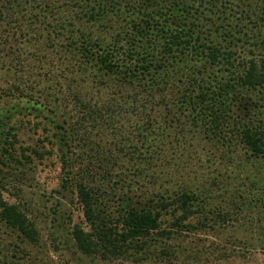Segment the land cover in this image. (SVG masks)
Wrapping results in <instances>:
<instances>
[{
    "label": "rangeland",
    "instance_id": "rangeland-1",
    "mask_svg": "<svg viewBox=\"0 0 264 264\" xmlns=\"http://www.w3.org/2000/svg\"><path fill=\"white\" fill-rule=\"evenodd\" d=\"M29 1V14L0 2V193L40 234L38 244L10 239L9 253L23 259L18 264H264V155L254 156L229 135L235 127L264 128V85H243L248 64L264 61V0H155L149 7L148 0H119L122 12L108 7L99 23L78 20L86 16L81 5L91 9L99 0H52L63 8L56 11ZM173 3L188 10L182 21L170 18ZM157 12V21L177 31L196 21L230 63L193 59L190 89L171 78L160 81L154 100L139 89V101L122 77L100 71L78 49L87 42L107 47L131 34L134 20L145 27L147 14ZM226 84L232 88L223 105L218 101V108L225 106L218 111L225 120L220 135L197 96ZM184 96L185 109L177 103ZM79 184L95 193L114 224L119 200L156 206L179 191L196 196L195 214L178 231L174 217L165 215L162 230L173 235L153 234L144 250L88 257L72 236L75 226L90 230Z\"/></svg>",
    "mask_w": 264,
    "mask_h": 264
},
{
    "label": "trees",
    "instance_id": "trees-1",
    "mask_svg": "<svg viewBox=\"0 0 264 264\" xmlns=\"http://www.w3.org/2000/svg\"><path fill=\"white\" fill-rule=\"evenodd\" d=\"M2 1L6 3L5 9L10 10L15 8L18 11L23 9L22 12L26 14L32 13L33 9L34 12V8L30 5L31 2L29 0H0V2ZM80 1L84 3L91 0ZM32 2L36 3L37 7L42 11L43 9H50L51 11L52 9L55 11L63 9L57 7L52 0H32ZM66 3L65 1L64 4L66 5ZM147 3V7H149V3L154 4L155 0H148ZM122 4L123 2L119 0H99L98 7L92 6L91 9H88L89 5H81L82 9L86 10V16L85 18H78V20L86 19L90 23H99V21H103V17L101 18L100 16L109 13L108 7L111 9L118 8L116 12L121 13ZM67 7L66 5V8H64L65 12L69 11ZM95 8H98V11ZM101 9L102 14L99 12ZM129 9L134 11L133 4L129 5ZM139 10L141 11L140 8ZM132 11H129V13H132ZM168 12L171 13L170 18L177 21H182L183 17H187L186 15L189 14L188 10L181 3L178 5L173 3ZM158 14V12L156 15L151 13V16L147 14L148 19L145 21L147 26L145 27H142V25L134 20V24L132 23L134 31L117 39L115 42H111L107 47H104L100 42L92 44L87 42L85 46L78 49L79 52L83 51L87 55V58L93 61L100 71H104L108 75L117 74L119 77H122L121 80L125 81L126 84L123 87L135 92L131 96L135 100L140 99L141 94L139 93V89L142 92L148 93V96H151L154 100L152 93L157 92L160 87V81L167 84L171 78L177 77L178 83L181 82L183 84L185 82L187 84L185 90L190 89L191 84L187 80L197 75V62L192 64L196 58H205V62L211 65L221 63V59H225L227 63H230V54L222 53L220 49L212 46L206 36L204 37L205 33L199 30V26L196 27V21L191 22V24L188 23L187 26L189 28H182V30L177 31L172 29L171 26L163 25V23L157 21L156 18L161 15ZM36 17L41 20L39 15H36ZM124 21H127V18ZM169 21V19L165 20L166 23ZM153 23L156 25H153ZM53 29L59 31V33H63L65 28L55 25ZM81 37L86 36L83 34ZM75 45L76 42H73L71 47ZM183 66H187L188 74L186 70H183ZM161 74L163 75L160 79L158 77ZM243 85L251 88L264 85V61H262V67L253 61L248 64ZM231 88L232 86L226 84L225 87L220 88L219 91L212 92V94L210 90H201L197 96L202 106L201 112L205 116H208V112L211 113L209 116L216 124L214 128L215 134H222L220 130L225 121L218 114L221 108L217 107L218 101H221V105H223L224 102L221 99L224 98V95L228 93V89ZM185 99L186 97L184 96L180 101H177V103L182 102L181 107H184L183 109H185L187 103ZM189 103L190 106L193 105L192 102ZM223 107L221 110H225V106ZM29 108L34 109V105ZM137 109L136 105L132 106V111L135 113L138 111ZM140 109L141 114H146V108ZM177 110L179 111V108ZM150 129L155 131L154 128ZM229 135L231 141L238 140L239 144L243 145L254 156L259 157L264 155V128H251L247 126L244 129H237L235 127L229 132ZM142 137H139L140 140ZM12 138L16 139V135H13ZM222 139H226V135ZM5 144L10 147L13 146L12 142L8 139L5 140ZM5 151L7 152L6 149ZM35 153L41 158L43 157L38 151H35ZM168 191L171 192V190ZM167 195L170 196L171 194ZM175 196V199L167 198L164 202L158 201L159 204L156 206L141 205L140 208L131 204L129 199L119 200L120 210L117 212V224H114L113 222L115 221L109 217L103 204L96 198L95 193L87 184H79L78 198L83 206L84 215L90 230H85L81 226L74 227L72 236L76 247L83 255L88 257L112 259L111 255L118 258L127 255L129 250L132 249L140 251L146 249V240H149L155 233L161 237H171L173 231L166 232L162 230L163 217L165 215L173 216V228L177 231L182 230L185 228V222L195 214L194 205L197 204L195 200L196 196L190 191H179ZM178 214L180 215L177 216ZM0 221L4 225L0 226V264H18L23 259L18 254L9 253L7 245L8 247L12 245L9 242L11 241L10 239H14L15 237V240H22L23 243L38 244L40 241L39 231L27 214L18 205L7 203L1 193Z\"/></svg>",
    "mask_w": 264,
    "mask_h": 264
}]
</instances>
